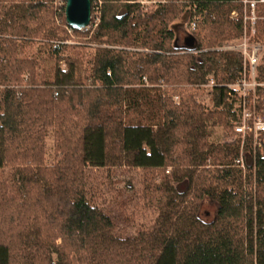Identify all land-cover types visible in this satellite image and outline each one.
<instances>
[{
	"label": "trees",
	"instance_id": "trees-1",
	"mask_svg": "<svg viewBox=\"0 0 264 264\" xmlns=\"http://www.w3.org/2000/svg\"><path fill=\"white\" fill-rule=\"evenodd\" d=\"M90 1L81 30L64 0H0V170L18 181H0V264H264V154L246 146L234 166L237 142H208V125L229 128L221 88L214 110L178 90L235 77L239 55L214 48L241 34L239 0ZM114 165L149 176L156 216L133 235L87 194V170Z\"/></svg>",
	"mask_w": 264,
	"mask_h": 264
},
{
	"label": "rangeland",
	"instance_id": "rangeland-1",
	"mask_svg": "<svg viewBox=\"0 0 264 264\" xmlns=\"http://www.w3.org/2000/svg\"><path fill=\"white\" fill-rule=\"evenodd\" d=\"M142 5L148 8L154 7L157 3L163 0H138ZM62 2L58 1L57 5ZM95 16L98 12V4H95ZM97 21V17L94 18ZM90 27V26H89ZM87 27V29L89 28ZM177 43L181 46H186L184 38L188 34L189 15L187 12L180 15L172 24ZM81 29V30H85ZM228 41V40H227ZM226 41V42H227ZM71 43V41H68ZM225 42V43H226ZM95 46L94 44H89ZM91 50H88L85 59L90 60L92 56ZM87 61V60H86ZM88 62H85L86 69L89 68ZM178 90L182 93L193 92L197 95L200 102L207 110H214V96L208 87H191L179 86ZM175 97V96H174ZM179 99H174L178 102ZM208 142L211 143H230L227 141L228 130L218 124H210L207 126ZM45 164L51 165L56 160V151L51 130H48L45 138ZM236 166L235 161H233ZM237 167V166H236ZM10 169L4 168L0 170V181H3L10 188L18 185V181H12L9 174ZM243 171V175H244ZM148 175L137 168H130L125 165H114L105 169H88L86 179L87 194L100 206L104 212L110 215L115 223V230L119 235H133L142 225H149L156 216V210L149 204H145L143 199L144 181L148 179ZM17 179V177H15ZM216 210V204L209 198H205L201 206L202 217L210 221Z\"/></svg>",
	"mask_w": 264,
	"mask_h": 264
},
{
	"label": "built area",
	"instance_id": "built-area-1",
	"mask_svg": "<svg viewBox=\"0 0 264 264\" xmlns=\"http://www.w3.org/2000/svg\"><path fill=\"white\" fill-rule=\"evenodd\" d=\"M230 17L241 20L242 32L214 49L237 53L240 67L230 81L216 83L210 78L202 86L208 87L214 98L221 88L220 108L226 112L229 125L227 141L239 144L240 155L234 161L243 167L244 147L264 154V0H239V7L230 12ZM194 27L195 21H191L189 28Z\"/></svg>",
	"mask_w": 264,
	"mask_h": 264
},
{
	"label": "water",
	"instance_id": "water-1",
	"mask_svg": "<svg viewBox=\"0 0 264 264\" xmlns=\"http://www.w3.org/2000/svg\"><path fill=\"white\" fill-rule=\"evenodd\" d=\"M66 24L74 29L87 28L91 20L90 0H64Z\"/></svg>",
	"mask_w": 264,
	"mask_h": 264
}]
</instances>
